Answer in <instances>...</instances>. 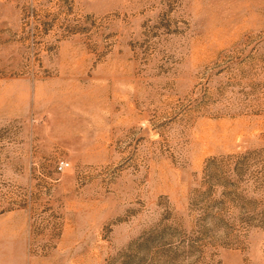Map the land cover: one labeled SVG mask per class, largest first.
Returning <instances> with one entry per match:
<instances>
[{
  "label": "rangeland",
  "instance_id": "obj_1",
  "mask_svg": "<svg viewBox=\"0 0 264 264\" xmlns=\"http://www.w3.org/2000/svg\"><path fill=\"white\" fill-rule=\"evenodd\" d=\"M0 264H264V0H0Z\"/></svg>",
  "mask_w": 264,
  "mask_h": 264
},
{
  "label": "built area",
  "instance_id": "obj_2",
  "mask_svg": "<svg viewBox=\"0 0 264 264\" xmlns=\"http://www.w3.org/2000/svg\"><path fill=\"white\" fill-rule=\"evenodd\" d=\"M68 166V163L67 162H64V161H60L57 165V170L58 171H63L66 167Z\"/></svg>",
  "mask_w": 264,
  "mask_h": 264
}]
</instances>
